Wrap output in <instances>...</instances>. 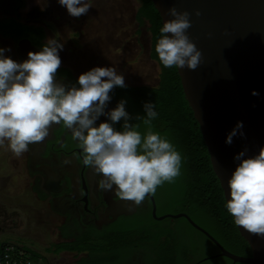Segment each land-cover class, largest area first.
<instances>
[{
  "label": "flooded vegetation",
  "instance_id": "af4514ba",
  "mask_svg": "<svg viewBox=\"0 0 264 264\" xmlns=\"http://www.w3.org/2000/svg\"><path fill=\"white\" fill-rule=\"evenodd\" d=\"M105 10L111 18L107 22ZM124 13L103 0H0V23L10 20L16 33L5 34L0 28V96L5 102L0 111L12 109L5 112L9 147L14 150L12 167L40 205L44 230L54 234L49 245L40 241V230L35 240L24 236L35 246H30L35 258L45 259V264H153L154 222L179 219H158L178 212L159 207L130 110L121 105L114 89H102L110 83H99L102 65L108 76L120 75L115 71L117 51H112L121 37L127 45L138 44V51L151 59L149 29L133 32L129 25L118 32L119 22H130ZM7 65H13L15 73L8 80ZM141 160L150 169L147 186ZM123 174L128 178L125 188L120 185ZM148 193L155 198L156 216ZM133 200L135 209L124 205ZM9 203L0 204V234H15L12 215L17 212L9 211ZM169 222L176 239L161 235V251L174 243L184 246V224ZM110 238L119 245L114 254L59 247ZM47 250L49 254H43ZM206 256L190 255L188 264Z\"/></svg>",
  "mask_w": 264,
  "mask_h": 264
},
{
  "label": "water",
  "instance_id": "95a60500",
  "mask_svg": "<svg viewBox=\"0 0 264 264\" xmlns=\"http://www.w3.org/2000/svg\"><path fill=\"white\" fill-rule=\"evenodd\" d=\"M152 2L213 170L252 255L231 252L185 212L158 219L184 217L215 244L219 252L194 264L215 257L264 264V0ZM141 163L147 186L150 169ZM120 185H128L124 174ZM149 196L156 216L155 198ZM124 205L136 207L135 200Z\"/></svg>",
  "mask_w": 264,
  "mask_h": 264
},
{
  "label": "trees",
  "instance_id": "16d2710c",
  "mask_svg": "<svg viewBox=\"0 0 264 264\" xmlns=\"http://www.w3.org/2000/svg\"><path fill=\"white\" fill-rule=\"evenodd\" d=\"M140 1L137 19L140 23L146 21L149 23L150 57L160 67L159 83L156 86L111 84L105 89H114L121 105L136 112L142 119L145 130L152 132L158 139L166 141L172 150V160L167 166L168 177L163 173L162 160L154 154L152 145L144 134L138 133L146 150L145 159L151 167L152 189L159 207L163 210L189 214L228 250L250 256L251 247L239 232L225 200L220 181L213 170L199 123L186 99L160 13L152 0ZM14 26L15 24L11 23L10 25L0 23V28L5 34ZM168 180L170 184L166 183ZM169 221L166 219L163 222H154V228L150 232L152 235L150 239L154 245L151 258L153 264H188L201 252L202 241L217 248L205 234L181 217L178 222L184 224V246L178 247L174 243L161 251L159 247L161 235L166 234L176 239L175 230L169 226ZM123 241L127 243L126 240ZM59 247L89 252L107 251L109 254H114L119 245L114 238H110L107 242L89 241L85 246L73 242L63 243ZM217 252H219L218 248ZM216 258L222 260L221 264H251L234 262L228 257L212 259ZM108 259L111 263L115 261L114 255L109 256ZM209 260L211 259L199 264H205Z\"/></svg>",
  "mask_w": 264,
  "mask_h": 264
},
{
  "label": "rangeland",
  "instance_id": "374dc122",
  "mask_svg": "<svg viewBox=\"0 0 264 264\" xmlns=\"http://www.w3.org/2000/svg\"><path fill=\"white\" fill-rule=\"evenodd\" d=\"M120 5L114 1V0H103V4L108 6H111L112 8H115L117 10L125 11L126 18L129 19L130 22H119L118 23V32L123 31L125 27L132 25V30L135 32V30L139 31L142 30L144 33L148 31L149 29V23L146 21L144 23H139L138 19H132L131 16L134 15L135 12L138 11V8L140 7L141 1L140 0H119ZM91 3V2H90ZM91 6V4H88ZM114 5V6H113ZM127 8H124L125 6ZM107 7V6H106ZM94 10H97V6L92 4V7ZM105 17L104 21L107 22V19L109 18V21L111 18L108 16V12L105 10ZM6 25H10L11 21L7 20L3 22ZM1 23V24H3ZM130 23V24H128ZM13 24V23H11ZM107 24V23H106ZM148 27V28H147ZM7 28V26H5ZM11 31H7L9 34H11ZM13 34H16L13 31ZM126 39L124 37H121L118 42H116L114 45L115 48L112 52H116V57L114 58V62H116L117 68L115 71H117L120 75H116L117 73L110 74L108 76L105 72L106 65H102L101 71H104L103 78H100V85L101 84H125L129 86H140V85H147V86H155L157 85L158 76L160 72V67L157 64L156 61L153 59H149L148 53H140L138 44L136 46L127 45L125 43ZM120 46H118V43H120ZM116 49V50H115ZM137 49V50H136ZM111 52V55L113 53ZM9 56V54H8ZM13 65H7L5 66L7 68L6 73V80L10 79L14 73ZM8 84L10 86H13L11 82L8 81ZM106 85V86H108ZM106 86L102 87L105 88ZM8 102H11V100H8ZM13 102V101H12ZM11 102V103H12ZM14 103V102H13ZM0 104L2 106L5 105V102L2 100L0 96ZM12 110L11 108H3V110L0 111V204L4 200H8L12 205L10 207L9 211L15 210L16 216L15 222L16 226L13 228V233H7L4 232L0 234V248L4 243H11L17 246L22 247L27 255L29 257L35 258L37 253L34 252V250L31 247V243L27 242V238L30 237L32 240H35L38 238V235H34L37 231H42V237L40 238L41 242L44 244H50L51 241L54 239V234L50 230H44L45 226L42 225V220L38 214V210L41 209L38 208L37 202L33 198V194H31V191L29 190V187L25 185V182L21 180V178L18 176V169L12 167V157L14 154V150L9 147V134L8 131H6L8 120L6 111ZM130 115L133 119L134 124L136 125V129L138 133H142L145 135V138L149 141V143L153 147V152L156 156H158L162 160V170L163 173H165L169 177L168 171V162H171L172 160V150L169 147V145L166 143V141H163L162 139H158L154 136L152 132H149L145 130L144 123L140 116L137 115L136 112L130 111ZM167 184H170L169 180L166 182ZM1 221V219H0ZM173 221L175 224L179 221V219L170 220ZM15 224V223H14ZM2 226V225H0ZM42 227V228H40ZM8 229V228H7ZM1 233V232H0ZM27 238H25V237ZM49 251L47 250L46 253L43 252V254H49ZM217 253V248L212 246L211 244H208L207 242L204 243L202 241L201 244V252L195 257L196 259L202 258L206 255H211ZM33 254V255H32ZM35 255V256H34ZM38 260V258H35ZM40 264H45V259H39L38 260ZM221 259H211L205 264H221Z\"/></svg>",
  "mask_w": 264,
  "mask_h": 264
},
{
  "label": "built area",
  "instance_id": "2783aa9c",
  "mask_svg": "<svg viewBox=\"0 0 264 264\" xmlns=\"http://www.w3.org/2000/svg\"><path fill=\"white\" fill-rule=\"evenodd\" d=\"M0 264H40L33 257H29L26 251L17 245L4 243L0 253Z\"/></svg>",
  "mask_w": 264,
  "mask_h": 264
}]
</instances>
